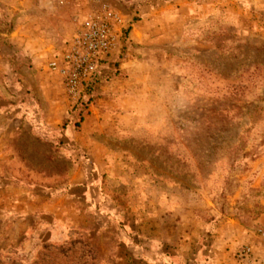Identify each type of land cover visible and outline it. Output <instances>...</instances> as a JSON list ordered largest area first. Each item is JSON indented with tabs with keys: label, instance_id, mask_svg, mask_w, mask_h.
<instances>
[{
	"label": "rangeland",
	"instance_id": "obj_1",
	"mask_svg": "<svg viewBox=\"0 0 264 264\" xmlns=\"http://www.w3.org/2000/svg\"><path fill=\"white\" fill-rule=\"evenodd\" d=\"M60 1L0 0V264H236L242 246L261 253L264 0ZM98 4L128 33L74 101L46 65ZM88 185L111 201H74ZM157 214L166 250L142 255L120 224L135 232L143 220L151 239ZM177 216L193 229L173 232Z\"/></svg>",
	"mask_w": 264,
	"mask_h": 264
},
{
	"label": "built area",
	"instance_id": "obj_2",
	"mask_svg": "<svg viewBox=\"0 0 264 264\" xmlns=\"http://www.w3.org/2000/svg\"><path fill=\"white\" fill-rule=\"evenodd\" d=\"M75 20L74 34L53 54L46 68L60 78L66 94L78 101L104 66L120 55L129 26L124 16L107 4L90 6ZM235 255L236 264H264V246L260 253L255 244H247Z\"/></svg>",
	"mask_w": 264,
	"mask_h": 264
},
{
	"label": "crops",
	"instance_id": "obj_3",
	"mask_svg": "<svg viewBox=\"0 0 264 264\" xmlns=\"http://www.w3.org/2000/svg\"><path fill=\"white\" fill-rule=\"evenodd\" d=\"M85 182H83L84 184ZM92 185V184H91ZM88 185L83 189V194H79V195H75V199H73L74 201L80 202L83 201L85 202V204H87V206H91V205H96V204H102V203H109L111 201V199L108 197H105L103 195V193L99 190L98 186H91ZM177 206V205H176ZM178 207V206H177ZM178 209L182 210V212L188 213V215L191 213V210L189 209V206L187 209L182 208V207H178L175 208V210L177 211ZM74 210H78L77 208H75ZM46 212L48 211H52V210H45ZM159 214H157L156 216L153 215L151 218V239L145 238L140 236V233L142 231V228L145 226H143V220L138 221L136 224V230L135 232L132 230L131 224L128 222L123 223L122 228H120V233H121V237H123L124 239H129L132 240L130 235L131 234H136L139 235L140 239H134L135 241V247L138 251H141L140 253L142 255L145 254V252L150 251L152 252H156L158 250H166L164 247V245H166V238L167 236H163L164 231H166L167 227L169 226H162L161 222H160V216H158ZM175 215V214H174ZM60 219V218H58ZM175 223L172 225V231H176L177 233L180 232H185L186 229L189 228V230H192L193 228H190L191 226H193V224L191 223L190 219H186V222H184L183 220H181L178 216L174 219ZM141 228V230H140ZM202 226L198 225L196 226L195 232H201ZM180 231V232H179ZM143 239V241L141 240Z\"/></svg>",
	"mask_w": 264,
	"mask_h": 264
},
{
	"label": "trees",
	"instance_id": "obj_4",
	"mask_svg": "<svg viewBox=\"0 0 264 264\" xmlns=\"http://www.w3.org/2000/svg\"><path fill=\"white\" fill-rule=\"evenodd\" d=\"M126 33H128V30L126 31ZM98 80V79H97ZM97 80L93 83H91L86 90V95H89L90 93H92V88L95 86ZM123 223L120 224V228H122Z\"/></svg>",
	"mask_w": 264,
	"mask_h": 264
}]
</instances>
